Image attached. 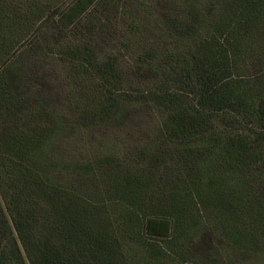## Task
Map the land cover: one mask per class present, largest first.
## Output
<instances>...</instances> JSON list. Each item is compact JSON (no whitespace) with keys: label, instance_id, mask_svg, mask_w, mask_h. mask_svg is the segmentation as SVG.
Wrapping results in <instances>:
<instances>
[{"label":"trees","instance_id":"trees-1","mask_svg":"<svg viewBox=\"0 0 264 264\" xmlns=\"http://www.w3.org/2000/svg\"><path fill=\"white\" fill-rule=\"evenodd\" d=\"M44 184L102 207L112 237L60 227L31 264H264V0H0L19 235L60 217L27 201ZM0 264H27L1 208Z\"/></svg>","mask_w":264,"mask_h":264},{"label":"rangeland","instance_id":"rangeland-1","mask_svg":"<svg viewBox=\"0 0 264 264\" xmlns=\"http://www.w3.org/2000/svg\"><path fill=\"white\" fill-rule=\"evenodd\" d=\"M47 186L48 185L45 184L43 185V187L46 189L42 188V190L45 191L39 189L37 190L39 192L34 193L35 195L27 196V201L32 202L31 207L38 209L39 214L47 215L48 211L51 213H58V217L60 215L58 221L52 222L50 228L47 227L46 223H43L42 221H40L38 224H35V226H31L30 228H20L22 235H19L16 228V220H13L10 217V214L8 215L5 201L3 199L5 196H3V194L0 192V208L7 216L11 233L14 236L17 246L20 249L27 264H31V261L29 260V256L26 255L25 246L29 248L31 243H34V246H36L39 244V242L49 238V241H51L53 246L55 244V248L57 249L60 245L57 239L59 235H56L54 232H59L60 227H62V230L66 234H69L70 238L78 237L79 241L83 240V238H95L96 240L102 241V238L104 239L110 236L112 237L111 228L107 219V212H105L104 209H101L102 207L100 208L99 206L89 204L81 199L78 195L64 188L52 190L51 188H47ZM4 190H6L5 187ZM47 191L49 193L48 195ZM17 198L18 197L15 199ZM46 217L47 216L43 217L44 221L46 220ZM79 217L82 218L83 221H87L79 224ZM20 224L25 225V222H20ZM23 240L25 245H23ZM49 241L46 242V245L44 244L43 247H52ZM35 253L38 256L37 260H41L45 256L46 258L50 257V260H63L59 259V254H52V256L45 250L41 251L35 249Z\"/></svg>","mask_w":264,"mask_h":264}]
</instances>
